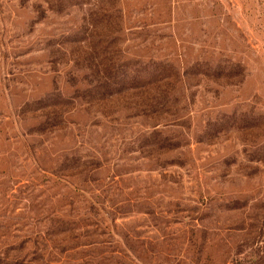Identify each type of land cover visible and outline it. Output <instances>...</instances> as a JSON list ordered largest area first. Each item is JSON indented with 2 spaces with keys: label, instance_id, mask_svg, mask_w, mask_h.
Wrapping results in <instances>:
<instances>
[{
  "label": "rangeland",
  "instance_id": "1",
  "mask_svg": "<svg viewBox=\"0 0 264 264\" xmlns=\"http://www.w3.org/2000/svg\"><path fill=\"white\" fill-rule=\"evenodd\" d=\"M0 264H264V0H0Z\"/></svg>",
  "mask_w": 264,
  "mask_h": 264
}]
</instances>
